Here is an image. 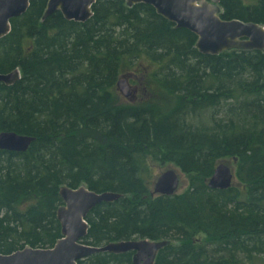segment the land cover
<instances>
[{
    "label": "trees",
    "instance_id": "obj_1",
    "mask_svg": "<svg viewBox=\"0 0 264 264\" xmlns=\"http://www.w3.org/2000/svg\"><path fill=\"white\" fill-rule=\"evenodd\" d=\"M47 2L30 0L0 39V73H21L0 83V133L33 138L0 150V253L53 247L60 188L85 184L122 196L88 213L84 244L168 241L155 264H264V52L201 54L194 33L144 3L98 0L76 22L43 19ZM220 6L223 19L264 26V0ZM137 68L149 97L123 101L116 82ZM222 159L238 185L210 189ZM149 160L174 164L188 187L152 195ZM133 253L78 264H133Z\"/></svg>",
    "mask_w": 264,
    "mask_h": 264
},
{
    "label": "water",
    "instance_id": "obj_2",
    "mask_svg": "<svg viewBox=\"0 0 264 264\" xmlns=\"http://www.w3.org/2000/svg\"><path fill=\"white\" fill-rule=\"evenodd\" d=\"M98 0H48L43 15L46 19L56 11L64 18L76 22H85L92 15V6ZM127 6L135 4L151 5L162 17L175 24L176 28H185L197 36L196 48L204 55H218L229 50H260L264 52L263 24L240 19L221 18L220 0H125ZM30 0H0V39L11 31V19L23 15L29 8ZM21 78L19 69L10 73H0V83L11 85ZM120 95L130 102L135 101L136 88L127 76H121L116 82ZM33 138L14 131L0 133V150L25 152ZM234 172L231 166L221 162L217 164L208 180L210 189L226 190L233 184ZM180 184L178 173L174 169L163 172L154 184L153 194L173 195ZM60 196L63 200L57 211L61 224L62 237L51 248L26 246L10 254L0 253V264H78L89 256L100 253L134 252L133 264H155L158 251L167 241L131 239L110 242L102 246L84 244L88 234L86 221L88 213L103 202L118 200L122 194L116 192L98 193L85 184L78 188L62 186Z\"/></svg>",
    "mask_w": 264,
    "mask_h": 264
},
{
    "label": "rangeland",
    "instance_id": "obj_3",
    "mask_svg": "<svg viewBox=\"0 0 264 264\" xmlns=\"http://www.w3.org/2000/svg\"><path fill=\"white\" fill-rule=\"evenodd\" d=\"M133 62H136V60H134ZM146 62V61H144ZM147 63V62H146ZM143 65V64H141ZM135 74H131V73H127L123 76H127L128 77V80L130 82V84L132 86H134L136 88V95H135V101L134 102H139L140 100L142 99H147L149 97V94H148V91H145L144 92V89L142 88V86L139 84V73H140V69L137 68L135 71ZM137 74H139L137 76ZM123 99V101H126V102H130L127 98H125L124 96L120 95ZM221 162H224V163H227L231 166L233 172H234V178H233V185L237 186L238 185V179L236 177V166L235 164L233 163V161L231 159H222V160H219L217 162V164L221 163ZM149 166L151 168V189H150V192L152 193V195H155L153 194V189H154V184L157 180V178L165 171L169 170V169H174L178 175H179V179H180V184H179V188L177 190V193H180V192H183L187 187H188V183H189V176H187L186 174L182 173L180 171L179 168H177L174 164L172 163H167V164H163V163H154L152 162L151 160H149ZM202 240H204V236H201L200 237ZM167 243H169L167 241ZM175 243V242H173Z\"/></svg>",
    "mask_w": 264,
    "mask_h": 264
}]
</instances>
